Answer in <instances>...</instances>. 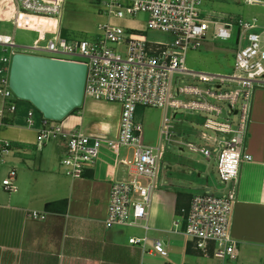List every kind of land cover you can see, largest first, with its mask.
<instances>
[{"label": "built area", "instance_id": "obj_1", "mask_svg": "<svg viewBox=\"0 0 264 264\" xmlns=\"http://www.w3.org/2000/svg\"><path fill=\"white\" fill-rule=\"evenodd\" d=\"M238 1L249 7H264V0ZM8 3V15L5 19L0 18V28L3 23H9L13 31L33 32L37 38L29 46H20L15 43L13 35L0 34V130L21 113L26 127H36L34 109L25 108L28 103L16 98L8 88L10 60L14 53L83 64L86 68L84 99L113 103L120 108L115 137L107 140L76 130L64 133L55 122L41 116L36 129V144L41 146L51 140L62 143L59 165L63 175L70 179L81 178L85 168L94 163L103 147L115 154L120 149L132 153L131 161L121 163L132 165L133 179L114 182L110 187L104 219V227L109 229L138 226L145 222L151 195L156 189L158 161L163 146L160 144L153 148L143 143L141 125L136 122V110L151 108L167 113L187 109L209 114L211 118L205 119L203 128L214 132L216 138L221 134L229 135L216 155L215 171L217 180L231 187L222 195H215L209 189L193 195L187 207L179 210L178 219L173 220L171 233L183 235L193 250L215 264L234 262L236 242L230 235V216L236 200L234 188L240 164L250 160L245 152V141L252 95L255 90L264 89V29L256 32L259 27L254 20H215L213 13L201 9L202 0H105L102 16L106 21L97 26L96 37L76 41L67 40L60 28L66 0H8ZM139 14L146 16L145 30L167 35L169 41L150 42L143 34L127 26L126 23ZM32 19L45 20L53 25L45 27L39 24L35 27ZM120 23H125V26ZM209 32L214 40L227 42L235 39L234 63L229 75L192 72L184 66L186 51L196 50L207 43ZM46 36L49 38L46 39ZM8 52V56L4 55ZM175 75L189 76L202 83L212 82L217 84L216 90L222 84L237 88L219 93L197 87L174 89ZM175 95H194L201 101L184 103ZM204 98L227 103L230 113L238 115L236 127L228 121L212 119L213 116H221L222 110L207 104ZM167 123L168 119L164 117L160 135L165 137H168L170 129ZM200 137L209 141L203 133ZM220 144L214 141L212 145ZM185 146L195 150L190 144ZM9 147L10 142L0 140V160ZM211 150L207 146L198 149L206 159ZM15 176V171L9 169L1 181L2 189L8 194L15 192ZM30 217L44 219L36 212H31ZM128 243L143 248L148 239L130 238ZM149 252L160 258L167 256L159 239L150 241Z\"/></svg>", "mask_w": 264, "mask_h": 264}, {"label": "crops", "instance_id": "obj_2", "mask_svg": "<svg viewBox=\"0 0 264 264\" xmlns=\"http://www.w3.org/2000/svg\"><path fill=\"white\" fill-rule=\"evenodd\" d=\"M65 15L64 10L60 20L63 36L67 23ZM93 15L92 24L83 33L96 37L97 26L106 18ZM132 28L144 35L140 28ZM91 102L96 106L91 108V103L84 101L81 108L55 125L60 126L64 133L76 130L113 139L119 106ZM106 106L110 113L101 112ZM140 109L144 108L136 110V122L142 128L143 113H138ZM22 115L12 118L9 125L0 130V140L10 142L4 154L6 171L0 180V264H142L144 255H153L149 252L150 241L159 239L165 248L179 241L175 235L180 234L171 233L172 222L195 195L193 190L203 184L197 183L199 174H212L216 156L210 153L203 171L192 169L189 161L178 163L177 168L167 166L161 175L158 167L156 189L151 195L146 221L138 226L106 229L104 219L112 183L129 182L134 177L132 165L121 163L131 161L130 151L120 149L115 154L103 147L94 163L85 168L81 178L70 179L63 175L59 165L62 143L51 140L37 145L36 129L40 120H36L35 128H29L25 126ZM167 116L163 112L161 126ZM172 118L175 119L176 115ZM168 126L172 129L171 125ZM143 133L142 128L144 143ZM245 152L250 160L240 164L234 188L236 200L230 216V235L236 242V260L229 264H264V89H257L252 95ZM163 153L162 148L161 159ZM9 169L16 173L15 192L12 194L1 187ZM230 187L229 184L221 186L214 181H206L203 190L209 189L213 193L214 189L222 195ZM31 212L44 216V219H32ZM142 237L148 239L143 248L128 243L130 238ZM179 248L185 257L182 264H198L202 255L191 248L187 239Z\"/></svg>", "mask_w": 264, "mask_h": 264}, {"label": "rangeland", "instance_id": "obj_3", "mask_svg": "<svg viewBox=\"0 0 264 264\" xmlns=\"http://www.w3.org/2000/svg\"><path fill=\"white\" fill-rule=\"evenodd\" d=\"M103 2L105 0H66L65 3V28L64 37L67 40H92L95 38L94 35L84 34V30L88 29L90 24H92L93 14L102 15L103 12ZM9 7L8 0H0V18L5 19L8 15L7 9ZM201 9L206 12L213 13V18L217 19H243L247 21L254 20L255 24L260 30L264 29V7L246 6L242 1L238 0H202ZM64 13V12H63ZM145 20L146 16L144 14H139L132 21H129V26L137 27L143 30L144 35L151 42H168L169 36L155 33L145 30ZM6 21V20H5ZM3 21V22H5ZM35 27L39 24L46 25L45 27L51 26L52 23L45 20L33 19ZM121 24V23H120ZM64 25V24H63ZM121 26H125L121 24ZM34 27V26H33ZM67 27H70L66 29ZM0 34L13 35L14 41L20 46H29L37 38V34L29 31L16 30L10 27L9 23H3L0 28ZM49 36H46L48 39ZM207 43L196 50H188L184 54V66L187 70L192 72H205L208 74H221L229 75L232 73L233 63H234V53L236 50L235 39L232 38L227 42H223L217 39H211L210 32L206 37ZM7 54H4L8 56ZM216 85L212 82L202 83L195 78L189 76L175 75L173 77V87L174 89L183 87H197L203 91H208L212 93L228 92L233 91L237 87L228 84H222L219 90H216ZM175 98L181 102L197 101L200 102L201 99L194 95H179ZM241 96L238 98L237 107L239 109ZM207 104L218 107L222 110V115L219 117L213 116L212 119L217 122L231 123L233 127H236L238 122V115L230 113L228 104L225 102L213 100L210 98H204ZM1 101V98H0ZM85 103L90 102L91 108L96 105H92L90 99L85 98ZM25 108L31 109L29 104H25ZM102 113L111 112L108 107H104L101 110ZM138 113H143L141 118L142 128H143V138L144 143L153 148H157L160 144L163 146L164 155L161 160L158 161V167L160 170V175L165 172L167 166H173L177 168L178 163H186L189 161L192 163V169H199L203 171V168L208 163L206 158L199 153L198 149L209 146L212 148L211 156H216L218 151L222 148V143L224 142L223 137H215V133L203 128V123L206 118H211V116L203 111L198 110H187L178 109L167 112V117L169 118L168 125L172 126V129L168 131V137L159 135L161 126V120L163 118V111L160 109L144 108L140 109ZM176 118H172L173 115ZM228 119V120H227ZM203 133L207 138L210 139L209 142L204 141L200 137ZM215 140L220 142V145H212L211 141ZM177 143H182V146ZM190 144L195 148V150L188 149L185 145ZM129 158L131 159L132 153L129 152ZM5 153H3L0 160V180L6 171L5 167ZM125 155V154H123ZM212 174L206 176L205 174H199V179L197 183H202L200 187L193 190L196 194H201L203 192L205 182L214 181L215 184H222L217 180L215 166L212 165ZM192 174V171H191ZM213 193L219 195L217 191L212 189ZM178 219V218H175ZM175 238L179 239L178 242L173 243L165 248L167 256L165 258H160L158 255H144L142 264H182L185 260L184 254H182L181 242L185 241L181 235H175ZM190 259V258H186ZM187 264V263H184ZM198 264H215L213 260L204 259L202 257L198 258Z\"/></svg>", "mask_w": 264, "mask_h": 264}, {"label": "water", "instance_id": "obj_4", "mask_svg": "<svg viewBox=\"0 0 264 264\" xmlns=\"http://www.w3.org/2000/svg\"><path fill=\"white\" fill-rule=\"evenodd\" d=\"M86 68L83 64L14 53L8 88L43 119L60 122L84 104ZM224 140L229 135L221 134Z\"/></svg>", "mask_w": 264, "mask_h": 264}, {"label": "trees", "instance_id": "obj_5", "mask_svg": "<svg viewBox=\"0 0 264 264\" xmlns=\"http://www.w3.org/2000/svg\"><path fill=\"white\" fill-rule=\"evenodd\" d=\"M75 111H77V109H75L73 112H75ZM34 112H35L36 119L39 120L41 118V115L35 110H34Z\"/></svg>", "mask_w": 264, "mask_h": 264}]
</instances>
